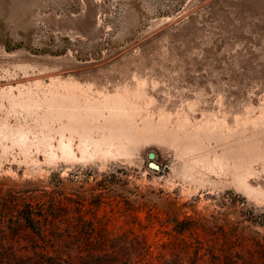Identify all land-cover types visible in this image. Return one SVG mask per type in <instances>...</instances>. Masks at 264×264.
Returning <instances> with one entry per match:
<instances>
[{"label": "rangeland", "instance_id": "1", "mask_svg": "<svg viewBox=\"0 0 264 264\" xmlns=\"http://www.w3.org/2000/svg\"><path fill=\"white\" fill-rule=\"evenodd\" d=\"M0 252L264 264V0H0Z\"/></svg>", "mask_w": 264, "mask_h": 264}, {"label": "trees", "instance_id": "2", "mask_svg": "<svg viewBox=\"0 0 264 264\" xmlns=\"http://www.w3.org/2000/svg\"><path fill=\"white\" fill-rule=\"evenodd\" d=\"M24 224L30 228L31 230L34 231L35 227H34V222H33V219L31 217V214L28 213L26 214V216L24 217ZM9 260V255L8 253H1L0 252V264H8V261Z\"/></svg>", "mask_w": 264, "mask_h": 264}, {"label": "water", "instance_id": "3", "mask_svg": "<svg viewBox=\"0 0 264 264\" xmlns=\"http://www.w3.org/2000/svg\"><path fill=\"white\" fill-rule=\"evenodd\" d=\"M148 156H149V157H152L153 154H152V153H148ZM150 165H151V167H155V165H153V164H150Z\"/></svg>", "mask_w": 264, "mask_h": 264}]
</instances>
